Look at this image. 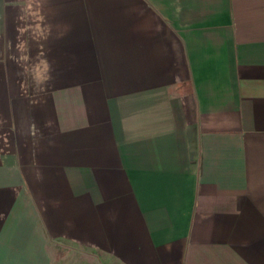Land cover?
I'll list each match as a JSON object with an SVG mask.
<instances>
[{
    "label": "crops",
    "instance_id": "1",
    "mask_svg": "<svg viewBox=\"0 0 264 264\" xmlns=\"http://www.w3.org/2000/svg\"><path fill=\"white\" fill-rule=\"evenodd\" d=\"M0 264H264V0H0Z\"/></svg>",
    "mask_w": 264,
    "mask_h": 264
},
{
    "label": "clouds",
    "instance_id": "2",
    "mask_svg": "<svg viewBox=\"0 0 264 264\" xmlns=\"http://www.w3.org/2000/svg\"><path fill=\"white\" fill-rule=\"evenodd\" d=\"M39 83V82H38Z\"/></svg>",
    "mask_w": 264,
    "mask_h": 264
}]
</instances>
